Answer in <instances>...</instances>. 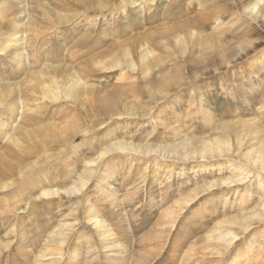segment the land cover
<instances>
[{
    "label": "rangeland",
    "instance_id": "rangeland-1",
    "mask_svg": "<svg viewBox=\"0 0 264 264\" xmlns=\"http://www.w3.org/2000/svg\"><path fill=\"white\" fill-rule=\"evenodd\" d=\"M248 1L0 0V264H264Z\"/></svg>",
    "mask_w": 264,
    "mask_h": 264
},
{
    "label": "bare ground",
    "instance_id": "bare-ground-1",
    "mask_svg": "<svg viewBox=\"0 0 264 264\" xmlns=\"http://www.w3.org/2000/svg\"><path fill=\"white\" fill-rule=\"evenodd\" d=\"M243 8L246 10V11H250V12H257L258 10H261V14H262V12L264 11V0H249L245 5H243ZM264 13V12H263ZM206 39H214V38H212V37H206ZM216 42H218L216 39H214ZM218 47H220V48H223L224 46L223 45H218ZM123 56H126V54H122ZM119 60H117V59H114V60H112V64L111 65H109L110 66V68L111 67H117V66H119ZM129 65H131V64H129ZM72 69V68H71ZM89 72V71H88ZM85 73H87V72H85ZM90 73V72H89ZM75 74H80V73H75ZM91 74V73H90ZM60 76H61V78H60V80H58L59 78L58 77H52L53 79H54V81H55V86L57 87V85L59 84V83H63V81L64 80H66L65 81V87H61L60 86V92L64 95V97H66V98H74V99H76V97L77 96H79V94L81 93V90L82 89H84V85L80 82V80L78 79H75L74 77H73V73L70 71V72H68L67 70H65V71H62L61 73H60ZM42 90L44 91V93L45 92H48L47 90H48V88L46 87V86H42ZM83 91V90H82ZM47 97H49L48 99L51 101V102H55L57 99L55 98V97H53V95H50L49 93H48V95H47ZM114 98L115 97H110V98H108L107 99V101L104 103V104H102V106L99 108L100 109V111L102 112V114H104V115H108L109 117H111L112 115H111V113H110V109L115 105L114 104ZM247 124V123H246ZM4 125V124H3ZM249 127H251V126H249ZM2 131V130H1ZM18 131V130H17ZM16 132V131H15ZM12 134H10V136H11ZM84 135V134H83ZM13 137V136H12ZM73 137H76L75 135H72L71 136V138H73ZM10 138V137H9ZM11 139V138H10ZM13 140L12 141H16V138L15 137H13L12 138ZM71 140V139H70ZM15 145H16V143H15ZM18 145V144H17ZM20 145V144H19ZM17 147V146H16ZM113 147L115 148V149H120V150H129V149H131V150H134V149H137V146H133V145H131V144H129V143H125V142H122V141H120V142H115L114 143V145H113ZM38 148V150H39V146L37 147ZM35 149V148H34ZM138 149H139V147H138ZM143 150V149H142ZM144 151H145V149H144ZM106 152H108V151H103V152H101L100 154H99V157H101V156H103ZM23 153H25V154H29V151L28 152H26L25 150L23 151ZM100 159V158H99ZM91 162V161H90ZM90 162H89V164H90ZM92 163V162H91ZM89 168V167H88ZM86 171V170H85ZM85 171H84V173H85ZM93 172V171H92ZM90 174H92L91 172H89V171H86V173L84 174V178H85V175H86V177H88V176H90ZM83 175V174H82ZM82 180V179H81ZM86 180V179H85ZM88 181V180H87ZM84 182L82 181V184L80 185V186H84ZM70 190H72L73 192H78L79 191V188H78V185H74L73 186V188L72 189H70ZM51 192V191H50ZM50 192H48V191H45V192H43V195L44 194H49ZM53 192H55V191H53ZM263 206H264V204H263ZM99 223V222H98ZM62 227V226H61ZM101 227V226H100ZM107 235V234H106ZM108 237V236H107ZM106 237V238H107ZM237 237V236H236Z\"/></svg>",
    "mask_w": 264,
    "mask_h": 264
}]
</instances>
